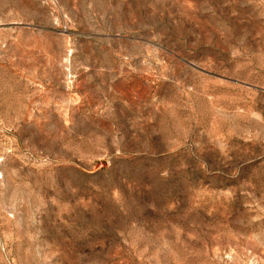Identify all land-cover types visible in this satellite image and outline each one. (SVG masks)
I'll list each match as a JSON object with an SVG mask.
<instances>
[{
	"label": "rangeland",
	"instance_id": "1",
	"mask_svg": "<svg viewBox=\"0 0 264 264\" xmlns=\"http://www.w3.org/2000/svg\"><path fill=\"white\" fill-rule=\"evenodd\" d=\"M0 264H264V0H0Z\"/></svg>",
	"mask_w": 264,
	"mask_h": 264
}]
</instances>
